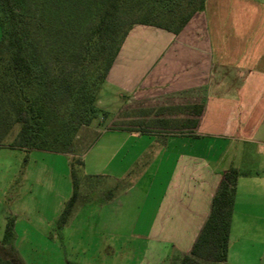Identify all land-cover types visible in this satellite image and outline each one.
Masks as SVG:
<instances>
[{
	"label": "crops",
	"instance_id": "obj_1",
	"mask_svg": "<svg viewBox=\"0 0 264 264\" xmlns=\"http://www.w3.org/2000/svg\"><path fill=\"white\" fill-rule=\"evenodd\" d=\"M101 93L100 108L112 119L114 100L204 111L195 130L100 132L91 146L103 141L111 151L102 168L121 174L92 175L90 151L71 216L79 203L92 207L103 231L137 233L144 241L140 264H179L198 239L223 175L235 168L228 264H264V2L206 0L178 35L135 26Z\"/></svg>",
	"mask_w": 264,
	"mask_h": 264
},
{
	"label": "rangeland",
	"instance_id": "obj_2",
	"mask_svg": "<svg viewBox=\"0 0 264 264\" xmlns=\"http://www.w3.org/2000/svg\"><path fill=\"white\" fill-rule=\"evenodd\" d=\"M86 1L25 0L21 9V15L30 21V27L42 18L46 25L55 21V29L61 24L62 28L74 29L75 34L59 38L58 31L50 34L36 31L27 48L34 68L42 73L43 78V86L36 88L31 95L43 92L49 140L54 141L60 134L56 152L32 150L27 153L17 148L0 147V244L8 221H13V247L20 264H140L142 260L145 245L137 233L103 231L99 222L102 220L92 207L83 208V204L79 203L75 214L65 224L61 222L73 189L72 160L82 159L85 162L86 155L91 151L90 160H95V168L88 171L92 175L107 176L110 171L121 174V170H113V166L102 168L109 161L106 157L111 149H104L103 141L95 149L91 146L100 132L123 126L140 131L159 127L155 124L159 108L125 107L116 100L109 106L114 110L112 119L98 103L100 98H106L101 93L103 86L96 100L99 112L91 125L76 127V123H68L71 99L64 78L72 70L81 76L88 66L83 70L84 67H78L73 60L59 64L54 55L63 49L68 55L77 53L92 22L83 8ZM63 5L66 6L65 11L62 10ZM74 6L75 10L70 14L69 9ZM62 67H65V72ZM166 117L172 116L167 114ZM18 132L17 125L5 139V144L12 143ZM96 171L100 172L95 174ZM82 172L83 166H77L79 178ZM97 187L99 189L101 185ZM13 263L17 264L16 261Z\"/></svg>",
	"mask_w": 264,
	"mask_h": 264
},
{
	"label": "trees",
	"instance_id": "obj_3",
	"mask_svg": "<svg viewBox=\"0 0 264 264\" xmlns=\"http://www.w3.org/2000/svg\"><path fill=\"white\" fill-rule=\"evenodd\" d=\"M24 1L0 0V147L8 146L25 152H56L60 134L56 135L54 141L49 140V130L45 125L47 105L43 92L31 95L36 88L43 86V78L42 73L34 68L27 48L36 31L40 34L58 31L60 38L74 35L75 30L62 28L61 24L55 29V21L51 20V24L46 25L42 18L30 27V21L21 15ZM205 3L206 0H87L83 8L92 22L77 53L68 55L63 49L54 55L59 64L73 60L78 67H84L83 70L88 66L81 76L72 70L65 76V81L62 80L69 87L71 99L68 123H76V127L91 125L99 112L97 94L105 84L125 38L135 26L153 27L178 35L195 14L204 10ZM65 7L63 5L62 10L65 11ZM75 7L69 9L70 14ZM62 68L65 72V67ZM158 111L160 113L155 120L158 128L171 131L184 128L195 130L204 106L162 107ZM167 114L172 117H166ZM184 115L187 118L180 119ZM17 125V137L6 145L5 139ZM77 166H83L82 159L71 162L73 193L62 213V224L71 216L79 196ZM239 177L240 173L235 168H230L223 175L198 239L191 252L179 264H228L230 230ZM13 240L14 223L10 220L0 244V264H15L13 261L20 264Z\"/></svg>",
	"mask_w": 264,
	"mask_h": 264
}]
</instances>
